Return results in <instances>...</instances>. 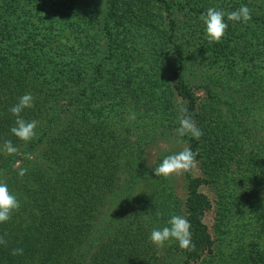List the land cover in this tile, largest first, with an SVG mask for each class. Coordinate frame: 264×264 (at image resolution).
<instances>
[{
	"label": "rangeland",
	"instance_id": "1",
	"mask_svg": "<svg viewBox=\"0 0 264 264\" xmlns=\"http://www.w3.org/2000/svg\"><path fill=\"white\" fill-rule=\"evenodd\" d=\"M165 1L70 0L57 13L68 20L54 31L61 47L53 63L63 67L57 70L62 80L64 73L72 76L66 79L69 88L59 86L63 94L57 129L75 117L95 116L105 120L102 126H112L127 147L118 197L85 242L80 264H89L99 246L134 213L149 217L156 229L169 226L174 215L188 219V173L200 180L199 192L210 203L203 223L212 250L189 263L178 242L170 240L158 248L161 264L229 262L222 252L231 253L233 234L241 226L256 229L264 242V0ZM48 3L7 0L3 34L12 35L27 21L28 28L18 33L24 37L38 40L40 29L52 32L59 25L51 22L54 13ZM245 5L254 19L232 22L225 16L228 29L222 41L209 43L202 15L210 7L228 13ZM73 59L80 69L75 74L69 66ZM181 107L202 130L199 140L177 134ZM46 127L44 118L39 130ZM29 144L17 143L19 151L12 155L0 150V182L8 187L12 173L19 176L21 168L45 163L48 143L31 149ZM185 147L198 153L196 168L167 179L154 175L153 168L165 157ZM247 190L261 200L258 210L248 212L239 225L231 213L233 198Z\"/></svg>",
	"mask_w": 264,
	"mask_h": 264
},
{
	"label": "trees",
	"instance_id": "2",
	"mask_svg": "<svg viewBox=\"0 0 264 264\" xmlns=\"http://www.w3.org/2000/svg\"><path fill=\"white\" fill-rule=\"evenodd\" d=\"M69 3L70 0H54V3L49 0L46 7L49 13H54L51 22L59 26H53L52 32L40 29L41 37L37 40L18 34L28 28V21L13 29L12 35L3 34L7 0H0V141L10 140L14 146L21 142L11 132L16 117L9 109L24 94L31 93L34 107L21 113L26 121H38V136L30 141L29 149L48 143L43 154L44 164L27 168L23 177L11 175L8 189L21 206L8 222L0 224V237L7 242L0 244V264H80L85 242L120 192V173L127 164V147L114 135L112 126H102L105 120L95 116L88 120L82 115L57 129L61 122L59 97L63 94L59 86L69 88L66 79L72 76L64 73L63 77L62 70L63 80L58 76L63 67L53 63L61 47L54 31L57 33L68 20L57 13L61 5L67 8ZM37 4L44 9L40 1ZM69 66L74 74L80 70L74 59ZM185 96L191 101L187 92ZM44 118L48 127L39 130ZM51 131H54L53 137ZM187 178V220L194 247L182 252L190 263L202 260L212 250V243L203 223L210 203L199 192L200 180L192 179L189 173ZM251 192L247 190L233 198L235 205L231 213L237 215L239 225L246 221L248 212L258 210L261 199ZM154 229L156 224L149 217L136 213L128 216L99 246L89 264H161L158 248L150 241ZM251 235L253 238L248 239ZM233 238L231 253L222 252L229 261L224 264H264V242L259 240L256 229L245 230L241 226ZM13 249H23V254L12 255Z\"/></svg>",
	"mask_w": 264,
	"mask_h": 264
},
{
	"label": "clouds",
	"instance_id": "3",
	"mask_svg": "<svg viewBox=\"0 0 264 264\" xmlns=\"http://www.w3.org/2000/svg\"><path fill=\"white\" fill-rule=\"evenodd\" d=\"M225 16L228 21L247 23L252 19L251 9L248 6H241L235 11L225 13L223 10H218L215 7H210L206 14L202 15V20L206 25V34L209 43H220L228 29V23L225 22ZM34 107V97L31 93H26L19 98L17 104L12 106L9 111L16 117L15 126L11 128L19 140L27 143L30 142L36 135L38 121H26L21 113L25 109ZM178 117L179 127L176 129L180 137L191 135L199 140L203 135L202 130L196 125L191 116L187 115V109L181 107ZM0 150L8 155L18 153L19 149L13 145L10 140L4 142ZM198 153H194L190 148L185 147L178 153L165 157L157 167L153 168L156 177L171 178L184 173L191 172L197 166ZM26 158L31 159V154H27ZM27 169L21 168L19 176L23 177ZM20 202L17 197L12 194L6 183L0 182V224L8 222L14 212L20 208ZM168 225L163 229H154L150 234V241L157 248H164L166 242L175 240L178 242L181 249L194 247L191 240V225L190 222L183 216L174 215L168 221ZM6 241L0 237V244H5ZM12 255H22L23 249H13Z\"/></svg>",
	"mask_w": 264,
	"mask_h": 264
}]
</instances>
